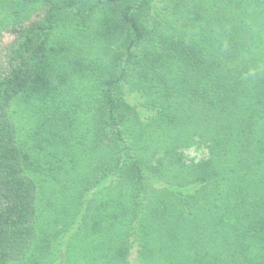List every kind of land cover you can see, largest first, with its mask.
I'll return each instance as SVG.
<instances>
[{"label":"trees","instance_id":"trees-1","mask_svg":"<svg viewBox=\"0 0 264 264\" xmlns=\"http://www.w3.org/2000/svg\"><path fill=\"white\" fill-rule=\"evenodd\" d=\"M0 264H264V0H0Z\"/></svg>","mask_w":264,"mask_h":264},{"label":"rangeland","instance_id":"rangeland-1","mask_svg":"<svg viewBox=\"0 0 264 264\" xmlns=\"http://www.w3.org/2000/svg\"><path fill=\"white\" fill-rule=\"evenodd\" d=\"M186 156L188 158H195L199 159L205 155V149L204 148H188L184 151Z\"/></svg>","mask_w":264,"mask_h":264}]
</instances>
